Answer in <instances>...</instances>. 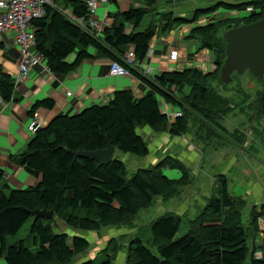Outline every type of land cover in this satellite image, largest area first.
Here are the masks:
<instances>
[{
    "label": "trees",
    "instance_id": "1",
    "mask_svg": "<svg viewBox=\"0 0 264 264\" xmlns=\"http://www.w3.org/2000/svg\"><path fill=\"white\" fill-rule=\"evenodd\" d=\"M162 1L109 0L116 11L107 14L112 22L100 36L88 27L78 26L61 11L68 10L74 17L87 21L88 10L81 0H56L53 7L46 8L43 17L32 21L35 52L51 73L67 75L83 60L103 58L123 66L147 91L141 98H135L130 91H116L106 104L91 105L71 116H57L32 135L22 154L11 158L15 164L39 174L41 180L22 190L4 185L0 191V261L5 264H71L89 248L88 241L79 234L55 233L54 220L47 218L32 220L30 234L37 246L34 253L23 241L7 246V238L17 235L33 219L32 211H53L72 231L96 233L106 227H133L135 216L149 208L156 198L167 201L179 195V187L190 185L189 171L176 157H165L155 165L128 175L125 163L116 155L108 165L72 155L78 151L103 150L104 136L117 152L140 159L150 153L146 137L139 132L145 128L154 134L167 133L171 138L190 134L215 151L223 146L220 141L241 147L245 136L240 130L228 132L222 126V121L238 108H241L239 112L252 111L246 130L255 131L256 138L264 136V79L256 80L248 71L240 77L232 75L230 84L237 85L233 98L219 95L212 87L213 83L220 88L230 85H222L219 80L225 60V32L264 19V0L239 4L220 2L196 10L190 19L156 12L155 7ZM248 8L252 13L247 17L218 21L214 17L219 9L230 13ZM153 15H159L158 25L151 21L142 29L143 21ZM208 15L213 16L212 22L196 24ZM183 26L190 27L183 39L211 54L212 71L188 67L151 77L133 63H127L125 56L129 48L134 61L141 63L154 37ZM222 28L226 31L219 36ZM89 49L94 53L90 54ZM73 54V60L68 61ZM245 77L259 87L254 90V99H250L240 84ZM14 86V79L0 67L3 102L13 99ZM162 101L180 116L170 119L161 110ZM52 105L47 99L37 101L29 114L33 116L39 108L49 109ZM261 121L262 130H255L253 123ZM166 169L177 170L181 178L168 179L163 173ZM3 178L4 172L0 169V180ZM214 184L203 209L188 221L185 234L176 238L181 216L165 213L147 227L150 232L147 246L138 237L128 243L124 264H264V242H253L259 233L257 222L264 220V204L261 212L256 208L250 210L248 225L244 226L245 201L230 194L225 175L216 176ZM120 249L112 240L99 264H112ZM80 264L96 262L88 259Z\"/></svg>",
    "mask_w": 264,
    "mask_h": 264
},
{
    "label": "rangeland",
    "instance_id": "2",
    "mask_svg": "<svg viewBox=\"0 0 264 264\" xmlns=\"http://www.w3.org/2000/svg\"><path fill=\"white\" fill-rule=\"evenodd\" d=\"M248 1L251 0H163L157 4L155 9L156 12L164 11L172 13L173 18L190 19L196 10L206 9L220 2L239 4ZM106 5L107 4H103L95 13L100 21L103 19L106 12L112 13L116 11V7L113 3L109 4L107 10H105ZM250 13H252L251 8L230 13L219 9L214 17L215 20L238 19L247 17ZM158 18L159 15L148 16L143 21L142 28H145L151 21L158 25ZM204 21L212 22L213 16L208 15L196 24H202ZM157 28L160 31L159 26ZM189 29L190 27L186 28L187 31L185 35L189 32ZM225 31L226 30L222 28L218 35L221 36ZM189 43L191 44L192 64L188 67H197L202 70L206 68L204 71L211 70V54L207 50H198L193 42ZM74 56V54L69 56V59L72 58L70 61L73 60ZM202 59H205V61L200 63L199 60ZM240 84L245 93H249L250 99H254V90L259 89V87L247 77H245ZM212 87L219 95L221 94L226 98L235 97L234 90L237 88L236 83L230 84L226 86V88H220L218 84L213 83ZM239 101L240 100L237 98L236 103ZM245 105L243 107H246ZM240 109L238 108L231 112L230 115L222 121V126L228 132H233L235 129L240 130L245 136V140L241 147L226 141H220L223 146L220 147L218 151H215L212 147H205L201 142L196 141L190 134H184L178 139H175L169 136L167 137V133L154 134L145 128L139 132L143 137H146L149 143L150 153L146 158L140 159L133 155H123L116 151L115 155L125 163L128 175H131L137 169L155 165L165 157H176L189 171L191 183L189 186L179 187V195L174 198L167 201L162 198H156L149 208L140 211L135 216L132 222L133 227H106L96 233L72 231L67 228L63 220L54 216L53 230L55 233H76L83 236L89 243V248L82 254L76 256L71 264H80V262L88 259L94 260L96 264H99L104 259L102 253L108 249L112 240L116 241V245L121 246L112 264H124L128 243L138 237L141 238L147 246V241L150 238V232L147 230V227L153 220L168 212L175 213L182 218L179 231L176 235V238H180L187 231L188 221H191L199 214L203 209L202 207L205 200L211 196L215 186L214 179L218 175L226 176L228 180V190L232 196L241 197L245 201V207L242 211V224L244 226L248 225L250 210L256 208L257 211L261 212V206L264 204V136L260 135L256 138L254 135L255 131L246 130L247 120L252 114V111L244 109L243 112H239ZM262 125V121L259 124L253 123L254 129L259 131L262 130ZM164 137L169 139L168 143L166 145H158ZM169 143L168 153L163 154L157 161V159L151 155V152L154 151L156 147H166ZM164 155L166 156L164 157ZM163 173L167 178L169 177L170 180H178L181 178V174L177 170L166 169ZM32 220L33 219L29 220L17 235L7 238V246L23 241L24 246L30 248L31 252L34 253L36 251L37 246H34L33 236L30 234ZM257 225H259V233H257L253 239L254 244L264 242V220L260 219ZM140 229L143 230L139 231ZM248 242L251 244L250 239ZM108 253L110 255L113 254L111 250H109Z\"/></svg>",
    "mask_w": 264,
    "mask_h": 264
},
{
    "label": "crops",
    "instance_id": "3",
    "mask_svg": "<svg viewBox=\"0 0 264 264\" xmlns=\"http://www.w3.org/2000/svg\"><path fill=\"white\" fill-rule=\"evenodd\" d=\"M110 3L108 0L105 10ZM106 13L114 14L115 12ZM186 28L188 26L174 28L167 35L154 37L145 59L141 63L134 61L133 66L151 77L161 72L191 66V44L183 39L187 31ZM12 36V32L6 33L5 43L0 50V67L15 81L13 99L0 104V169L4 172V178L0 180V191L3 190L4 185L10 189H25L41 180L39 174L19 166L11 160L12 157L25 151L26 145L32 137L28 126L33 119H37L41 123L40 127H45L57 116H71L91 105L106 104L116 91H130L135 98H141L147 91V88L134 76L114 77L109 75L110 60L103 58L83 60L73 72L67 75L42 73L41 69L36 67L32 68L28 75L20 76L19 54L11 42ZM172 49H177L180 53V60L177 62L168 59L169 51ZM88 51L90 54L94 53L92 49ZM129 51H131L130 48L127 52ZM71 59L68 58V61ZM199 61L201 63L205 59ZM208 71H212V68ZM67 93H70V96H67ZM45 99L53 103L52 107L49 109L39 108L33 116H30L31 106L35 102ZM161 110L170 119L176 112L163 101ZM166 136L168 137V135ZM168 141L169 139L164 137L158 145H166ZM169 146L170 143L166 147H156L151 155L158 161L163 154L168 153ZM0 264L5 263L0 261Z\"/></svg>",
    "mask_w": 264,
    "mask_h": 264
},
{
    "label": "built area",
    "instance_id": "4",
    "mask_svg": "<svg viewBox=\"0 0 264 264\" xmlns=\"http://www.w3.org/2000/svg\"><path fill=\"white\" fill-rule=\"evenodd\" d=\"M56 0H0V50L5 43V35L12 32L11 42L19 54L18 69L20 76L28 75L32 68L39 67L42 73H50L48 66L43 58L35 52V37L31 23L33 20L40 19L45 15L47 7H53ZM85 3L88 10L87 21L83 18L74 17L68 10H61L68 18L82 28L93 31L96 36H100L104 28L112 22L107 18V13L101 21L95 15L97 9L103 4H107L108 0H81ZM179 52L177 49L169 51L168 59L173 62L179 60ZM127 63L134 62L132 51L127 52ZM108 74L114 77L128 75V71L116 62H110ZM70 96V93H67ZM0 104H3L0 98ZM180 114L173 113L172 118L179 117ZM41 123L37 119H33L28 126L30 134H34Z\"/></svg>",
    "mask_w": 264,
    "mask_h": 264
},
{
    "label": "water",
    "instance_id": "5",
    "mask_svg": "<svg viewBox=\"0 0 264 264\" xmlns=\"http://www.w3.org/2000/svg\"><path fill=\"white\" fill-rule=\"evenodd\" d=\"M225 60L220 69L222 85L232 82L231 76H242L248 71L256 80L264 79V19L227 30L224 34ZM105 148L99 151H78L75 158L89 159L100 165H108L115 155V148L107 137H103ZM33 221L37 218L53 219L54 212L35 210L30 213Z\"/></svg>",
    "mask_w": 264,
    "mask_h": 264
}]
</instances>
